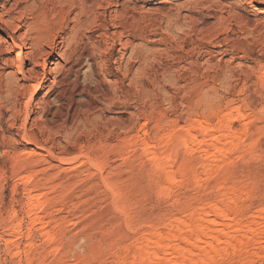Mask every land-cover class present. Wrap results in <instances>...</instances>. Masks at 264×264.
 I'll use <instances>...</instances> for the list:
<instances>
[{"label": "rangeland", "instance_id": "1", "mask_svg": "<svg viewBox=\"0 0 264 264\" xmlns=\"http://www.w3.org/2000/svg\"><path fill=\"white\" fill-rule=\"evenodd\" d=\"M86 1L78 81L0 106V264H264V0Z\"/></svg>", "mask_w": 264, "mask_h": 264}, {"label": "bare ground", "instance_id": "2", "mask_svg": "<svg viewBox=\"0 0 264 264\" xmlns=\"http://www.w3.org/2000/svg\"><path fill=\"white\" fill-rule=\"evenodd\" d=\"M69 1L72 3L73 1L76 0H72V1L69 0ZM82 1H84L83 3L84 5L82 7L80 6L81 7L80 12L79 13L76 12L75 14L73 13L70 20L69 21L67 20L68 21V23H66L67 25L65 24L66 26H62L61 23L54 22L53 21L54 18L53 20H51L52 19L50 18L51 14L48 15L47 13L40 12L42 10L35 11L36 9H34L33 6L36 7V5L38 4L36 3L37 2L36 0H0V106H2L3 100L7 98L17 101V103H19L20 106L21 105L23 106L26 117L30 118V110L32 108L38 106L41 107V105L46 103L47 105L50 104L49 100L47 101H42L40 99L38 100L37 95L39 91H41L43 88L48 86L49 81L54 85H56L55 82L60 81L58 80L57 76H54L55 72L63 68L65 69V72H67L66 76H68L69 80L71 79L72 75H74L76 77V79L74 80L78 81V76L80 74L79 65H82L85 59L91 60L92 59L91 55L93 54H90L89 48H84L81 52L77 53L78 50L77 49L74 50L75 48L73 49L74 43L76 44L75 41L76 38H78L77 36L81 28H87L93 21L95 22L98 21L97 18L92 20V17H90L87 14L88 12L91 11L92 6L88 5L89 3L86 0H81V3ZM90 3H93V1ZM81 13L86 14L87 15L86 18H81L80 17ZM86 30L84 32H86ZM98 31H100L101 33L100 36L97 35L95 40H91L90 36L86 37L93 42L94 44L93 49L95 47L97 49L98 47L102 46V43L100 42L101 40H99L100 38L105 37L107 35L110 36L108 33V28L105 26H103V28ZM90 48H92V46ZM52 54H55L57 58L54 57L53 60L50 59V56H52ZM76 54L78 55L77 61L75 59L74 61L76 62H69L70 59L72 58L71 55L76 56ZM94 75L96 76V73H94ZM51 78H53V80ZM96 80L98 81V78ZM61 82L64 83V81L62 80ZM77 83H75V85ZM57 97L59 98V96ZM210 128L211 127H209L208 124L204 122H200L197 124V127L195 129L201 134L204 133L207 134L209 133V130L210 131L212 130ZM210 138L212 139L218 138L219 140L224 138L226 142L229 141L231 142L232 140L231 137H227V136L222 137L214 132L210 134ZM207 140L209 141L208 138ZM182 141L186 147H188L189 145L192 146L194 144H197L198 147H200L201 149H205L206 147H208L200 139V135L196 133L192 134L190 131H188L187 134L182 137ZM146 147L149 148V146ZM153 150L155 149L152 148L149 149L148 151L151 153V157L154 160L156 159L155 161L161 159V157L160 158L158 157L159 154L158 155L155 154L156 152L154 153ZM215 152L222 153L221 149H218L217 147L215 149ZM170 179H172V177ZM206 231H207L206 229H201L197 232L198 234L196 233V235L202 238V236L206 233ZM212 233L213 232H211L210 234L211 236ZM156 240L158 241V238ZM141 242L143 243V241ZM171 253L175 254V252L172 251ZM143 259L148 261L150 264L151 263L161 264L162 262L166 263V261H163L164 255L160 253H149Z\"/></svg>", "mask_w": 264, "mask_h": 264}]
</instances>
